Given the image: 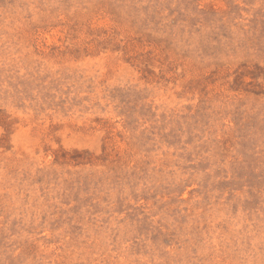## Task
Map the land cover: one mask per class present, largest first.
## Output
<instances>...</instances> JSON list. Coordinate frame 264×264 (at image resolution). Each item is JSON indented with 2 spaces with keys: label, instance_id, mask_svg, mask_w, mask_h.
Here are the masks:
<instances>
[{
  "label": "rangeland",
  "instance_id": "374dc122",
  "mask_svg": "<svg viewBox=\"0 0 264 264\" xmlns=\"http://www.w3.org/2000/svg\"><path fill=\"white\" fill-rule=\"evenodd\" d=\"M0 264H264V0H0Z\"/></svg>",
  "mask_w": 264,
  "mask_h": 264
}]
</instances>
